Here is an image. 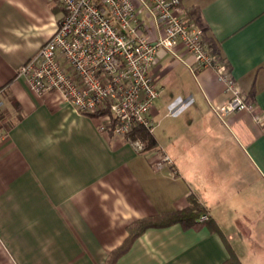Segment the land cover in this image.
Here are the masks:
<instances>
[{
    "label": "crops",
    "instance_id": "crops-1",
    "mask_svg": "<svg viewBox=\"0 0 264 264\" xmlns=\"http://www.w3.org/2000/svg\"><path fill=\"white\" fill-rule=\"evenodd\" d=\"M181 3L190 20L198 9L253 107L216 114L225 82L190 69L181 45L160 50L148 113L157 144L136 152L99 117L18 76L56 30L57 0H0V264H264V0ZM192 195L210 224L149 226L114 254L130 224Z\"/></svg>",
    "mask_w": 264,
    "mask_h": 264
},
{
    "label": "built area",
    "instance_id": "built-area-1",
    "mask_svg": "<svg viewBox=\"0 0 264 264\" xmlns=\"http://www.w3.org/2000/svg\"><path fill=\"white\" fill-rule=\"evenodd\" d=\"M57 2L63 16L56 30L19 66L18 76L35 93L52 91L82 113H99L100 129L110 126L136 152L145 150L144 143L129 133L137 125L154 128L148 113L160 88L151 69L160 50L181 45L193 58L190 69L211 68L225 82L230 98L212 107L216 114L252 109L202 29L187 18L181 0ZM164 162H170L165 154L156 165Z\"/></svg>",
    "mask_w": 264,
    "mask_h": 264
},
{
    "label": "trees",
    "instance_id": "trees-1",
    "mask_svg": "<svg viewBox=\"0 0 264 264\" xmlns=\"http://www.w3.org/2000/svg\"><path fill=\"white\" fill-rule=\"evenodd\" d=\"M192 21L202 29L205 40L210 42L209 46L212 52L218 55L215 45L212 44V41L209 39V37L206 36L205 32L207 30V26L204 23L203 19L200 17L197 8H195L192 11ZM98 114L99 113H93L89 115L96 116ZM129 136L131 138H140L144 143L145 150L155 147L157 144L152 132L143 125L135 126L133 130L129 133ZM206 212L207 210L205 206H203L198 201V199L192 195L190 196V204L185 208L170 210L161 213L159 215L137 219L136 221H134L132 224L129 225L128 237L126 238L124 243L115 250L114 254H120L124 252L129 246L131 240L149 226H165L171 223L178 222L182 225L183 228H190V227H197L202 222L210 224L211 221L209 220L210 218L209 216H207L205 220H199V217ZM232 258H234L233 253H232Z\"/></svg>",
    "mask_w": 264,
    "mask_h": 264
}]
</instances>
